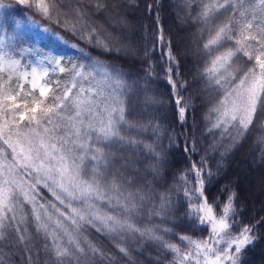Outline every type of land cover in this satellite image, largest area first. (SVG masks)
I'll list each match as a JSON object with an SVG mask.
<instances>
[{"label": "snow or ice", "instance_id": "1", "mask_svg": "<svg viewBox=\"0 0 264 264\" xmlns=\"http://www.w3.org/2000/svg\"><path fill=\"white\" fill-rule=\"evenodd\" d=\"M94 3L97 11L105 7L104 0ZM182 3L189 15L195 11L192 19L200 33L202 64L197 75L211 97L204 117L209 122L206 132L214 137L218 132L219 138L204 148L199 162L179 174L172 188L157 194L114 167L119 163L116 151L125 150L151 156L154 176L165 163V154L155 143L136 138L146 126L129 118L126 74L79 44H69L57 31L112 51L111 43L93 26L85 0H15L16 6L32 13L23 20L0 0V264H9L19 245L32 264L30 227L45 241L52 264H92L96 258L111 264L105 250L89 239V228L112 240L124 256L130 249L121 242L138 236L171 253L169 264H243L242 256L261 238L255 229L264 221L254 225L237 220L242 213L236 210V192L225 187L221 192L226 197L210 202L206 184L214 175L210 157L220 153L219 171L227 151L264 113V0ZM25 23L42 34L37 40L75 49L79 57L42 51L26 38ZM156 23L160 24L159 16ZM158 40L163 46L162 27ZM165 55L164 74L176 97L175 115L183 125L189 109H195L191 97L180 94L186 82L175 78L180 73L172 67L178 61L170 42ZM145 57L150 58L147 49ZM157 102L153 97L146 100ZM150 126L156 141L167 133L159 121ZM197 150L193 135L192 147L186 145L185 152ZM181 191L187 204L184 217L207 231V237L174 232L178 227L174 222L172 227L163 226L175 216L172 193ZM149 204L152 207L146 210ZM145 215L148 219L142 221ZM156 217L160 224L152 223Z\"/></svg>", "mask_w": 264, "mask_h": 264}, {"label": "trees", "instance_id": "2", "mask_svg": "<svg viewBox=\"0 0 264 264\" xmlns=\"http://www.w3.org/2000/svg\"><path fill=\"white\" fill-rule=\"evenodd\" d=\"M4 2L11 5L10 11L18 19L23 20L26 16L32 15L23 6H16L15 0H4ZM104 5V8L97 11L94 0H85L84 7L91 10L93 26L98 29V34L111 43L112 51H104L85 44L62 30L57 29V31L65 36L69 44H79L94 58L105 61L126 74L125 80L129 85L126 96L129 118L146 126V130L136 138L145 143H155L157 151L164 152L165 163L160 165L159 175L154 176L151 172V165L154 163L151 156L143 151L125 150L116 151L115 155L119 163L114 167L123 171L126 176L135 177L137 186H148L159 194L172 188L179 174L190 168L193 162H199L204 148L219 138L218 132L215 137L206 132L209 122L205 121L204 117L211 97L205 94V85L197 75L202 59L197 48L200 33L192 19L195 11L189 15V10L184 7L182 0H158V3L157 0H104ZM149 5L153 6L151 11ZM196 7L193 5L194 9ZM157 16L160 18L159 25L156 23ZM34 18L42 25L48 24L39 16ZM49 26L55 28V25ZM160 27L164 29L165 35L163 46L158 40ZM22 30L26 38L30 42H35L42 51H52L57 55L72 57L73 60L80 55L75 49L62 44L53 47L50 40H37L42 34L30 30L27 23L22 25ZM169 42L178 61V65H172L180 73V76L175 78L182 84L186 82L180 94L191 97V107L195 109V111L189 109L183 125L175 115L178 111L175 107L176 97L172 95L171 85L168 84L164 74L168 66L165 54ZM145 49L150 53V58L145 57ZM149 65L152 66L151 78L146 76ZM148 97H153L158 102L146 103ZM157 121L167 128V133L161 135L159 141H156V134L150 126V122ZM262 124H264V113L260 114L259 119L246 135L227 151L219 165V171H217V162L220 160V153L213 154L209 159L214 173L210 178L211 183L206 184L209 201L225 198L226 194L221 192L225 187L235 191L236 210L242 213L237 216V220L244 224L251 222L255 225L264 221V208L258 203L255 208L251 207L248 199L241 194L243 191L241 179L247 176H259L261 180L264 178V141L260 139L264 137ZM193 135L196 137L198 150L189 154L185 152V146L192 147ZM225 147L227 148V144ZM172 199L176 205L173 209L175 216L169 217L170 222L163 226L172 227L174 222L178 225L174 232H183L198 238L207 237V231L194 227L184 217L187 204L183 192L172 193ZM151 207V204L146 205V210ZM147 219L146 215L141 218L142 221ZM152 223L160 224V218L156 217ZM242 226L243 224L238 225V227ZM30 230L33 233L32 264H52L49 255L44 251L45 241L35 234L34 229L30 227ZM255 231L261 238L242 256L243 264H264V225H259ZM87 235L111 257V264H169L172 259L171 253L138 236L129 237L121 242L130 249L129 255L124 256L119 253L112 240L96 232L95 229L89 228ZM17 247L20 251H16L15 255L9 258V264H28V253L23 252L22 245ZM4 250L8 252L9 249L5 247ZM92 264H109V261L96 258Z\"/></svg>", "mask_w": 264, "mask_h": 264}, {"label": "rangeland", "instance_id": "3", "mask_svg": "<svg viewBox=\"0 0 264 264\" xmlns=\"http://www.w3.org/2000/svg\"><path fill=\"white\" fill-rule=\"evenodd\" d=\"M241 183L243 186L241 194L245 199H248L250 206L252 205L251 207L255 208L256 203H258L260 207L264 208V178L261 180L259 176H247L241 179Z\"/></svg>", "mask_w": 264, "mask_h": 264}]
</instances>
